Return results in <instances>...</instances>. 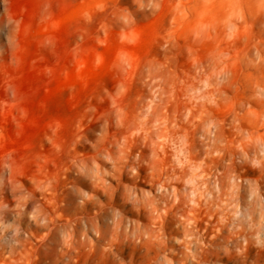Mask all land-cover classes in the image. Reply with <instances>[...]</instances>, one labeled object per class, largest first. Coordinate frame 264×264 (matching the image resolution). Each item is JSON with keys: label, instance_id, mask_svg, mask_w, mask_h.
<instances>
[{"label": "clouds", "instance_id": "9594fccd", "mask_svg": "<svg viewBox=\"0 0 264 264\" xmlns=\"http://www.w3.org/2000/svg\"><path fill=\"white\" fill-rule=\"evenodd\" d=\"M0 88V264H264V0H0Z\"/></svg>", "mask_w": 264, "mask_h": 264}, {"label": "rangeland", "instance_id": "374dc122", "mask_svg": "<svg viewBox=\"0 0 264 264\" xmlns=\"http://www.w3.org/2000/svg\"><path fill=\"white\" fill-rule=\"evenodd\" d=\"M19 3L22 5L26 4L29 8V12L31 13L35 9L37 0H19ZM69 17H70V13L66 12L62 14V19L65 22H67ZM31 54L33 56L35 55L34 45H31ZM42 66L43 65H37V68H40ZM19 83L24 89H29V88H39L40 89L39 95L33 100L32 104L30 105L34 113L38 114L40 112L39 105L41 103L48 104L50 107V111L52 113L69 111V105L63 104L61 97H60V90L65 86V83H66L65 81L57 79L53 84L45 85L43 82V77L37 75L36 71H32L30 69V66L26 65L25 68L23 69V74L21 76ZM45 88L47 90H45ZM2 96H3V90L2 88H0V97ZM64 96L66 97L67 93H64ZM8 115L9 114L6 113L4 116H0V126H3L5 124ZM37 124L39 125L38 127L27 128L25 140H27L28 138L34 137L35 135H37L39 131H41L42 120L38 118ZM7 126H8L9 135H12V126H11L10 120H7ZM92 127L95 128L96 125H93ZM22 143L23 141H15L16 145H20Z\"/></svg>", "mask_w": 264, "mask_h": 264}]
</instances>
